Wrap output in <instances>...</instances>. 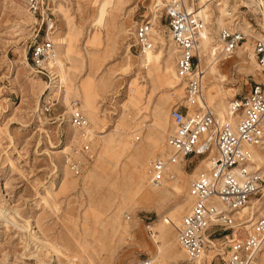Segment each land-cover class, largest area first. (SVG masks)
<instances>
[{
	"label": "rangeland",
	"instance_id": "1",
	"mask_svg": "<svg viewBox=\"0 0 264 264\" xmlns=\"http://www.w3.org/2000/svg\"><path fill=\"white\" fill-rule=\"evenodd\" d=\"M205 1L204 22L215 31L213 36L206 28L214 45L217 29L232 20L227 6L244 17H237L238 24L249 23V30L243 28L249 33L246 43L231 59L219 53L216 60L227 77L224 87L232 97L242 95L259 79L252 49L255 39L264 37L263 14L250 0H223L219 6ZM114 2L43 0L51 19L46 36L55 51L47 76L30 67L28 53L29 45L44 37L45 23L24 0H0V264H130L145 256L155 257L153 264H198L187 260L175 232L191 201L190 180L205 168L207 157L179 160L157 186L148 184L147 164L154 155L169 153V106L186 104L192 113L201 103L186 102L182 80L162 73L166 53L174 49L163 21L154 20L161 39L150 62L140 63L142 52L130 46L135 21L156 15L155 0ZM163 46L160 55L157 48ZM201 50L206 69L203 40ZM243 62L249 65L236 66ZM206 74L204 97L213 89L218 95ZM47 87L52 104L44 110ZM71 99L88 125L70 123ZM206 106L216 116L223 112L211 101ZM243 214L232 223L246 220ZM209 264L222 263L214 257ZM250 264H264V249Z\"/></svg>",
	"mask_w": 264,
	"mask_h": 264
},
{
	"label": "built area",
	"instance_id": "2",
	"mask_svg": "<svg viewBox=\"0 0 264 264\" xmlns=\"http://www.w3.org/2000/svg\"><path fill=\"white\" fill-rule=\"evenodd\" d=\"M24 2L27 10L45 23L44 37L29 45V65L40 75L49 76L47 61L53 57V41L46 36L50 29L47 27L48 11L43 8V0ZM198 8V0H162L155 9L156 17L164 22L175 47L174 70L184 80V96L188 103L194 102L193 96L202 93L203 70L198 67V38L205 23ZM151 23L148 16L135 21L130 46L137 52L153 48ZM216 38L217 52L229 55L245 40V33L237 26L224 24L217 29ZM252 51L259 65V79L253 80L244 94L231 97L229 109L236 115L235 122L231 124L218 118L209 106L188 113L186 104L180 107L173 103L168 108L171 127L165 135L169 153L154 155L147 164L148 184L157 186L167 178L173 160H184L188 156L207 157V166L190 180L191 201L180 216L175 232L187 260H193L207 247L213 248V241L216 244L219 240L216 246L224 252L218 253L215 249L214 257L222 264H248L253 253L264 245V172L249 158L253 147L264 149L262 39H255ZM51 94L47 87L44 110L51 107ZM68 119L76 127L88 125L75 99L69 102ZM251 199L257 201V213L251 230L243 229L244 234L240 237L241 227L234 230L230 219L236 209ZM130 264L153 262L145 256Z\"/></svg>",
	"mask_w": 264,
	"mask_h": 264
},
{
	"label": "bare ground",
	"instance_id": "3",
	"mask_svg": "<svg viewBox=\"0 0 264 264\" xmlns=\"http://www.w3.org/2000/svg\"><path fill=\"white\" fill-rule=\"evenodd\" d=\"M120 1L121 0H115V2H114V4H115V6L118 4V3H120ZM203 1H205V0H201V2H200V0H198V3H199V8H198V14L199 15H201V17H202V19H203V21H205L206 20V17H207V12H206V8H207V4H201V3H203ZM208 1H210V0H208ZM208 1H205V2H208ZM214 0H211V2H210V4H215L216 6H219V5H222L223 4V0H217V2L216 1H214ZM227 1V0H226ZM248 2H249V0H247ZM251 1V4L254 6V7H256V9H259V12H261V14H263V18H264V1L263 0H250ZM155 2H156V4H158L157 6H156V4H155V6H154V8H152V9H156L159 5H161V0H155ZM106 1L105 2H103V4H102V9H101V11H103V9H104V7H105V5H106ZM154 4V3H153ZM114 6V7H115ZM245 6V5H244ZM156 7V8H155ZM223 9L224 8H221L220 10H222L223 11ZM229 9V10H228ZM224 10H226V8L224 9ZM153 12L152 13H155V11L154 10H152ZM156 14V13H155ZM225 14L226 15H230L231 17H232V20L230 21V22H228L227 24H231V25H233L234 27L235 26H237V27H239L240 29H242L243 31H244V33H245V38H247L248 36H249V33H247L243 28H246L247 30H249V23L248 24H246V25H244L243 23H240V24H238L239 22L238 21H240V18H237V17H241V18H244L242 15H240V16H237V13H232V12H230V8H228V6H227V11H225ZM209 16V15H208ZM110 17V16H109ZM157 17H156V15H154L153 16V18L152 19H150L151 20V31H152V40H153V48H147V49H145L141 54V56L139 57V61H140V63H142V64H147L148 62H150L151 60H152V58L154 57V53L156 52L155 50V48H156V45H157V43H160V41L158 40L159 38L161 39V36L158 38V36H156V35H158V32H157V30H155L154 29V27L156 26L155 25V23H154V20L156 19ZM236 18V19H235ZM210 19H212V17L210 18ZM220 20V19H219ZM49 21H51V19L49 18L48 20H47V26H48V22ZM247 21V20H246ZM205 23V22H204ZM239 25V26H238ZM243 26H245V27H243ZM206 28H209V33H212V35L214 36V32L215 31H211V29H210V23H208V24H204V27L201 29V31H200V35H199V38H198V53H199V63H198V67L199 68H202V70H203V73H202V77H201V89H202V93L201 94H198V95H196V96H193V100H194V102H190L189 101V103L191 104V105H194V104H198L199 102L201 103V107L202 108H204V107H206V102H208L209 101V103H210V101L212 102V105L216 108V109H218V110H222L223 112L222 113H219L218 115H217V117L218 118H220V119H222V117L221 116H224V115H226V117L224 118V120H227L228 122H230L231 124H233L234 122H235V119H236V115L233 113V112H231L230 111V109H229V98H231L232 97V94L231 93H229V90L231 89V88H225L224 86L225 85H227V77L225 76V75H223L218 69H217V66H216V60H217V58H218V56L220 55L218 52H217V50L215 49V45H214V43H212L213 41L210 39V37H208L209 35H208V32H207V30H206ZM165 35V34H164ZM163 35V36H164ZM167 35H168V37L170 38V36H169V33L167 32ZM212 36V37H213ZM47 37H49V34L47 35ZM216 37V36H215ZM167 38V37H166ZM260 39H262V41H263V43H264V37H262V38H260ZM202 40H203V44H204V52L206 53V51H207V53H208V59H207V62H208V64H207V67H206V69L204 68V66H203V59H204V54H203V52H202V50H201V42H202ZM247 40V39H246ZM170 41H171V39H170ZM165 42V41H164ZM216 42V41H215ZM243 42H244V40H243ZM242 42V43H243ZM171 43H172V41H171ZM241 43V44H242ZM246 43V41L243 43V45ZM162 44L163 43H161L160 45L162 46ZM241 44H239V45H241ZM172 45H173V43H172ZM212 45H214V46H212ZM239 45H237V47L234 49V51H233V53H231V54H229V55H226L225 53H222V55H224L225 56V59H231L233 56H234V54L236 53V51L238 50V48L239 47H242L243 45H241V46H239ZM160 47H158L157 49L159 50V52H160V55L164 52V46H163V49H159ZM173 48L174 49H170L169 50V52L168 53H166L167 54V58L165 59V61L163 62V65H162V73H163V75L164 76H168V77H170L171 79H173V80H182V82H183V85H184V80L183 79H181L177 74H176V72H175V70H174V65L173 64H171L170 63V59L172 58V57H174V55H175V47H174V45H173ZM55 56V51H54V45H53V57ZM52 57V58H53ZM223 60V59H222ZM239 63V62H238ZM236 64V63H235ZM246 65H249V63L248 62H243L242 64L240 63V64H237L236 66L239 68V66H240V68L241 67H244V66H246ZM259 66V65H258ZM247 67V66H246ZM245 68V67H244ZM237 69V68H236ZM221 70V69H220ZM222 71V70H221ZM238 71H240V70H238ZM205 72L207 73L206 75L207 76H211V77H213V79H214V82H215V87L216 88H218L217 90L219 91L218 92V95H216L214 92H211V91H214V89L213 90H208V92H207V94L205 95V97H204V93H203V81H205L204 79H205ZM223 72V71H222ZM58 77V75H56L54 78H55V81H54V83H58V79H56ZM64 79H65V77H60V80H62V81H64ZM209 83H211V82H209ZM213 84V83H212ZM214 85V84H213ZM206 86V85H205ZM208 86H209V84H208ZM207 88V87H206ZM222 88L224 89V95L222 94V91H220V90H222ZM205 90H207V89H205ZM185 98V97H184ZM189 98H192V97H189ZM199 100V101H198ZM187 102V101H186ZM201 108V109H202ZM187 112H188V109H187ZM214 112V111H213ZM222 114V115H221ZM167 146V145H166ZM251 151H252V153L250 154V156H249V158H250V161L251 162H253V163H255V165H258V167H261V170H262V172H264V149H259V148H257V147H253L252 149H251ZM202 158H205V157H202ZM178 162H179V159H175V160H173L169 165L171 166V170H174L176 167H177V165H178ZM201 162V160L196 164V165H198L199 163ZM205 166L204 167H206L207 166V159L205 160ZM200 165V164H199ZM203 167V166H202ZM176 180H178V179H176ZM163 184H165V180L162 182ZM47 192H48V188H47V190H46ZM43 198V197H42ZM256 203H257V201L255 200V199H251L250 201H248V203H246V204H244L243 206H241V207H239L238 209H236V211H234V213H233V216L231 217V219H230V225L234 228V230H235V228H237V227H239V226H237V225H240V224H242V225H246V224H244V223H248V225L245 227V229L246 230H248V232L251 230V223H252V221H253V219H254V217L256 216V213H257V205H256ZM239 213L241 214H243V213H245V214H243V215H240V217H243V219H242V221L246 218V220H244L242 223H237V224H233L232 222L234 221V217L236 216V215H239ZM6 217V216H5ZM164 220H165V222L168 220V218L167 217H165L164 218ZM240 231H244L243 230V228H240ZM33 239L34 240H38V237H36L35 235H33ZM39 241V240H38ZM176 242H177V240H176ZM40 243H42V242H40ZM177 244H178V242H177ZM52 245V244H51ZM53 246V245H52ZM211 247H213V248H206L203 252H201L199 255H197V257H195L192 261H196V263H202V264H209V262H211V260L214 258V249H216V251L218 252V253H223L224 252V250H219V249H221V247H217L216 246V244L214 243V241H213V244L211 245ZM52 249H55L54 248V246H53V248ZM261 249H264V245L262 246V248L260 247V249L259 250H261ZM58 250V249H57ZM214 250V251H213ZM259 250H257V251H255L254 253H253V255L256 253V252H258ZM215 251V252H216ZM57 252V251H56ZM157 254V253H156ZM157 255H159V254H157ZM252 255V256H253ZM155 257L153 258V260H152V262L154 263L155 262ZM248 264H250V261H249V263Z\"/></svg>",
	"mask_w": 264,
	"mask_h": 264
}]
</instances>
